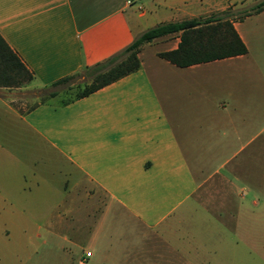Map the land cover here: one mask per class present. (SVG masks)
<instances>
[{
	"label": "crops",
	"instance_id": "obj_1",
	"mask_svg": "<svg viewBox=\"0 0 264 264\" xmlns=\"http://www.w3.org/2000/svg\"><path fill=\"white\" fill-rule=\"evenodd\" d=\"M261 1L0 0V35L33 74L1 92L58 97L65 87L54 82L162 22L221 15L247 47L181 67L160 56L178 48L174 33L141 47L138 70L84 97L25 108L0 93V227L59 211L55 197L67 194L64 214L45 226H72L66 214L88 197L87 206L123 209L154 228L182 206L213 214L214 227L248 246L256 230L264 239V9L239 16ZM157 210L164 215L150 221Z\"/></svg>",
	"mask_w": 264,
	"mask_h": 264
},
{
	"label": "rangeland",
	"instance_id": "obj_2",
	"mask_svg": "<svg viewBox=\"0 0 264 264\" xmlns=\"http://www.w3.org/2000/svg\"><path fill=\"white\" fill-rule=\"evenodd\" d=\"M84 80L82 75L73 79L74 82ZM86 86L65 89L54 100H70ZM8 91L14 95L16 104L25 102L28 108L40 102V95L49 90ZM8 91L0 93L4 95ZM5 135L0 134L1 140L6 141ZM72 199L67 194L55 197L61 208L54 213H27L28 226H10L7 230L0 227V264H264L263 230H256L255 244L248 246L235 238L234 230L214 227L210 222L213 214L198 208L184 210L180 206L154 228L152 224H141L123 209L108 210L102 204L100 208L87 206L89 198L86 197L80 199L82 208L66 214L72 226L55 223L45 226L46 218L58 219L64 214L63 205ZM163 215V211L157 210L150 214V221H157ZM93 235L96 242H89ZM88 251L93 254L91 257Z\"/></svg>",
	"mask_w": 264,
	"mask_h": 264
},
{
	"label": "trees",
	"instance_id": "obj_3",
	"mask_svg": "<svg viewBox=\"0 0 264 264\" xmlns=\"http://www.w3.org/2000/svg\"><path fill=\"white\" fill-rule=\"evenodd\" d=\"M263 9L264 0L251 10H244L241 17ZM222 18L221 15H212L206 18L159 23L145 30L121 51L94 65L86 66L81 73L57 80L53 86L66 84L65 89H69L86 84V88L72 99L89 95L138 70L141 66L138 53L144 44L174 33H180L178 48L162 52L160 56L181 67L246 53L247 47L231 22H222ZM78 75L85 76V80L74 82L73 79ZM31 80L32 72L0 35V87H18ZM87 81H90V84ZM59 92L60 90H55L42 94L41 101L54 97Z\"/></svg>",
	"mask_w": 264,
	"mask_h": 264
},
{
	"label": "built area",
	"instance_id": "obj_4",
	"mask_svg": "<svg viewBox=\"0 0 264 264\" xmlns=\"http://www.w3.org/2000/svg\"><path fill=\"white\" fill-rule=\"evenodd\" d=\"M87 255H88V256H90V255H91V252H90V251H88V252H87Z\"/></svg>",
	"mask_w": 264,
	"mask_h": 264
}]
</instances>
